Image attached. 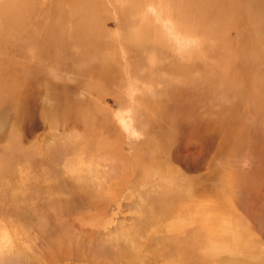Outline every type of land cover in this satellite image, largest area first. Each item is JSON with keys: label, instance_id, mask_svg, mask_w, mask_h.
<instances>
[{"label": "rangeland", "instance_id": "rangeland-1", "mask_svg": "<svg viewBox=\"0 0 264 264\" xmlns=\"http://www.w3.org/2000/svg\"><path fill=\"white\" fill-rule=\"evenodd\" d=\"M31 1L16 26L0 16V264H199L218 226L264 252V110L246 87L264 33L95 0L90 54L71 0Z\"/></svg>", "mask_w": 264, "mask_h": 264}, {"label": "bare ground", "instance_id": "bare-ground-1", "mask_svg": "<svg viewBox=\"0 0 264 264\" xmlns=\"http://www.w3.org/2000/svg\"><path fill=\"white\" fill-rule=\"evenodd\" d=\"M71 1H72L71 4L74 5L73 11L75 16L77 17L78 20L77 22L79 24L78 40L84 48L85 43L88 42V40H93L95 37L94 40L95 44H89L88 46V49L91 51L90 54H95L97 52L96 38L97 35H99L98 34L99 26L96 21L99 15V8L97 6V3L95 0H71ZM161 3L163 4V2ZM247 3H249V0H240L239 2H235L234 0H166L164 2V5L165 6L171 5L177 11L184 14L185 20L183 21V26H185L187 29L198 30L201 27V25L204 23L210 25H212L213 23V25H215V32L219 33V30L220 31L226 30V27L228 26L227 24L234 20L233 19L234 16L236 22L238 21L237 19L241 17L242 20H247L248 22H252L254 24L253 27H255L254 33L258 36L257 33L258 31L260 32V34L261 32L264 33V11L262 4L259 1H257L255 4L254 3L253 4L251 3L252 5L249 4L250 5L249 6ZM31 8H32L31 0H6V4L0 8V16L3 17L4 20L8 22L11 26H16L20 24L22 20L30 14ZM167 11L170 12L169 10ZM170 14L174 16L173 13ZM250 49L252 55L254 53L255 54L257 53L256 51L253 52L251 46ZM255 58L254 57L252 58L253 70L250 71L248 70V72H250V74L248 73L250 76L249 79L247 80L249 86L246 87L249 92L248 94L249 97L255 96L256 98H254L253 101H256L258 107L261 110H264V97L262 98V95L264 94V81H261L263 71H261L258 68V66H260V61H258ZM15 74L17 75V73ZM1 75H0V81H2L3 77H5L4 73L3 76ZM236 76L235 79L237 78ZM241 78H245V77H241ZM3 90H4L3 86H1L0 92L2 93ZM240 95L242 96L241 92ZM242 227L240 229H242ZM218 228L219 231L221 229L220 232L210 229L209 230L201 229V232L205 231L206 237L208 239L207 242L204 244V246L203 244H201L202 240L201 243L199 242L200 237L204 234H202L199 231L196 234L198 248L202 246H203L202 248L205 247L204 251L200 254L201 256L197 255L198 256L197 259L199 262L198 261L196 262H198L199 264H220V263L221 264H262L264 263V261L261 260L264 259V252L259 248H256L255 246H254L255 247L254 250L251 244V242H253L254 240L251 239L249 241V239L245 238L246 233L249 232L248 228H245L247 230L242 229L245 232L239 229L236 230L234 233H231L230 230L227 233H225L223 226H218ZM256 233L259 235V237L262 240H264V229L260 231H256ZM165 246L167 248H170L171 251H176V250L182 251L185 254L189 251V255L192 256L191 248L184 251L181 243L178 244L175 241L174 242L170 241L167 242ZM194 248L196 247L194 246ZM246 250L248 251L249 257L238 256L236 254L239 253L240 251L242 253H245L247 252ZM192 259H194V257Z\"/></svg>", "mask_w": 264, "mask_h": 264}]
</instances>
